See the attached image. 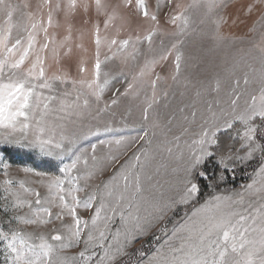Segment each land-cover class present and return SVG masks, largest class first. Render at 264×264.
<instances>
[{
  "label": "snow or ice",
  "instance_id": "1",
  "mask_svg": "<svg viewBox=\"0 0 264 264\" xmlns=\"http://www.w3.org/2000/svg\"><path fill=\"white\" fill-rule=\"evenodd\" d=\"M133 93L155 149L91 142ZM0 144V264H264V0H0Z\"/></svg>",
  "mask_w": 264,
  "mask_h": 264
},
{
  "label": "rangeland",
  "instance_id": "2",
  "mask_svg": "<svg viewBox=\"0 0 264 264\" xmlns=\"http://www.w3.org/2000/svg\"><path fill=\"white\" fill-rule=\"evenodd\" d=\"M19 2H23V0H19ZM180 2L186 4V3H190L191 0H180ZM33 3H35V0H33ZM192 14H193L192 16H197L196 19H197V23H198L199 16L195 12H193ZM237 31H239V30H237ZM238 48H239L238 45L236 47H231V46L226 45L223 49L217 50V53L219 55H222L223 58L228 57L230 55H232L233 58H237L238 54L235 55V53H237ZM212 57H213V55H212ZM228 68H230V66ZM226 69L227 68L225 66L222 67L223 71H226ZM115 85L121 86V88H119L121 92L124 91V88L126 86L122 82H117V83H115ZM165 87L167 88L168 85L162 86V88H165ZM114 92H115V88H113L111 91L107 92L105 94V99L110 100ZM135 96H136L135 93L127 95V96H123V95L118 96V98H117L118 102L116 105H114L112 107V112L110 114L106 115L104 117V119L100 122L101 125L107 124L109 127L113 128L114 131L106 133L103 131V127H101L100 136L99 137H96V136L90 137L91 142L96 143V142H98L99 139L115 140V139L123 138V141H124L123 145H121V146L113 145L112 147H113V151H116L117 148L119 147V151L124 152L126 157L132 156V154L137 152V149H139L141 146H143L145 151H149V152H151L155 149L157 143L161 139L160 130L154 129L152 127V118L155 115L154 114L152 115V113H150V119L145 120L143 118V114H142L143 110L141 111L142 106L136 105L135 107H133V110H131V111H127V109H126L127 107L125 104L129 103L128 99L131 98V100H134ZM138 97L139 96H137V98ZM157 97L161 98V96L159 94L157 95ZM156 108L158 109V111H160L161 109L165 110V108L162 105V102L160 103V105L154 106V111L156 110ZM134 125H145L147 128H146V130L143 131V133L147 132L148 136L145 137V139H140V137L143 136L144 134L139 135L140 132H142V131L134 129V128H136V126H134ZM129 130H131V131L129 132ZM154 132H155V136H153ZM147 139H151L152 143L151 144L145 143V140H147ZM9 147H12V148H15L18 150H23L26 152V154H28V157H25V156H22L19 154H14V155L10 156L11 161L13 162V167L11 169L13 174L16 173V170L18 168H20L22 170L23 166L35 168L32 163L27 162V159H32V157H35L37 159L43 158L37 152H34L31 149L26 148L22 145H2V144H0V149L9 148ZM4 155L5 154L2 151H0V156H4ZM123 158H125V157H122V159ZM28 161H30V160H28ZM38 163H40V162H38ZM39 165H42V164L40 163ZM44 167H46V166H44ZM35 169L37 171H45V172L53 171V170H50V171L41 170V169H37V168H35ZM238 187L239 186H237V188ZM137 247H139V245H137ZM74 251H78V249L74 250Z\"/></svg>",
  "mask_w": 264,
  "mask_h": 264
},
{
  "label": "crops",
  "instance_id": "3",
  "mask_svg": "<svg viewBox=\"0 0 264 264\" xmlns=\"http://www.w3.org/2000/svg\"><path fill=\"white\" fill-rule=\"evenodd\" d=\"M193 15V14H192ZM196 17L197 16H192V18H193V27H195L196 26V24H198L197 23V19H196ZM199 46V44H198V42H196V44H195V47H198ZM238 47H241V45H238ZM194 50V49H193ZM238 54V55H237ZM212 55H213V57H212ZM217 55V56H216ZM235 55H237V58H233V56L232 55H230V56H228V57H222V55H219L218 53H217V50L215 51V53L214 52H209L208 54H207V56L205 57V62H208V61H213L215 64H216V67H215V69H214V72H219V73H221L222 75H228V73L229 72H231V70H232V66H233V63L235 62V61H238L239 59H240V56L242 55L240 52H238L237 51V53H235ZM225 61H227L226 63H225ZM226 67L227 69H226V71H223L222 70V67ZM230 66V68H228ZM237 68L238 69H240V68H242V65H237ZM236 75H239V70L236 72ZM169 83H171V82H169ZM163 85H161V87H162ZM115 90L116 89H119V88H121V86H119V85H115ZM166 88V87H165ZM136 95V94H135ZM149 95H150V93H149ZM157 100L159 101V103L157 104V105H160V103L162 102V105H164V103H165V101L162 99V98H158L157 97ZM128 104H125L126 105V109H127V111H131V110H133V107H135L136 105H138V106H142V108H141V111L145 108V106H146V104H145V96L143 95V94H140L139 95V97L137 98V95L135 96V98H134V100H131V98L130 99H128ZM157 105H155V106H157ZM166 111V109L165 110H160V111H158V109L156 108V110L154 111V109L152 110V115L154 114V115H156V112H160L161 114H163L164 112ZM143 114V113H142ZM121 119V118H120ZM128 124V123H127ZM129 125V124H128ZM130 126V125H129ZM134 126H136V128H134V129H136V130H141L142 132H140V134L139 135H142V134H144L143 133V131L144 130H146V126L145 125H134ZM131 130H129V132H130Z\"/></svg>",
  "mask_w": 264,
  "mask_h": 264
},
{
  "label": "trees",
  "instance_id": "4",
  "mask_svg": "<svg viewBox=\"0 0 264 264\" xmlns=\"http://www.w3.org/2000/svg\"><path fill=\"white\" fill-rule=\"evenodd\" d=\"M2 149H6L7 150V154H8V156H12V155H14V154H19V155H22V156H25V157H28V154H26V152L25 151H23V150H18V149H15V148H12V147H9V148H2ZM4 154H5V151H2ZM31 158V157H30ZM28 160H30V161H28ZM42 160H43V158H35V157H32V159H27V162L28 163H32L33 165H34V167L35 168H37V169H41V170H47V171H50V169H48L47 167H44L43 166V164H42ZM38 162H40L42 165H39L40 163H38ZM239 175V174H238ZM246 181H240V180H238L237 181V185H236V187L237 186H239L241 183H245Z\"/></svg>",
  "mask_w": 264,
  "mask_h": 264
}]
</instances>
